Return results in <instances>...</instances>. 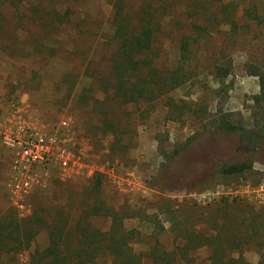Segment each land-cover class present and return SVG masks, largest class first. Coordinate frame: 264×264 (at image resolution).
<instances>
[{
  "label": "rangeland",
  "instance_id": "1",
  "mask_svg": "<svg viewBox=\"0 0 264 264\" xmlns=\"http://www.w3.org/2000/svg\"><path fill=\"white\" fill-rule=\"evenodd\" d=\"M224 1L237 6V30H224L226 34L213 36L204 50L196 52L190 80L172 93L180 102L175 119L166 121L165 110L158 107L134 134L122 138L119 148L97 122L100 115L82 106L86 81L80 79L69 88L75 79L68 75L67 55L47 62L51 54L46 44L34 46L40 43L37 33H45L39 36L44 41L51 37V28L35 27L33 15L27 19L21 15L24 10L30 15V9L39 5L51 9L70 5L72 20L82 30V17L95 26L106 24L108 0H0V210L27 216L35 196L51 198L60 184L64 187L60 195L65 192L61 203L66 205L86 197L88 204L102 203L118 213L125 205L140 209L139 219L125 222L128 229L147 235L135 241L136 251L153 241L173 249V233L161 229L169 230L174 223L173 232L216 233L217 261L233 257L257 264L264 252V0ZM38 11L44 12L40 7ZM23 21L35 33L32 37L22 32ZM169 54L172 61L175 57ZM220 63L229 73L216 80L214 67ZM62 123L69 168L55 164L40 168L30 189L16 192L20 177L1 135L26 128L53 133L62 130ZM230 127L233 130L226 129ZM244 162L250 166L241 174L220 173L222 167ZM182 170L187 176L179 174ZM97 175L102 179L99 195L83 197ZM14 193L25 203L24 210L12 202ZM45 244L46 235L40 232L31 250H42ZM209 254V248L202 247L190 258L176 260L212 264ZM0 264H30L29 252L2 255Z\"/></svg>",
  "mask_w": 264,
  "mask_h": 264
},
{
  "label": "trees",
  "instance_id": "2",
  "mask_svg": "<svg viewBox=\"0 0 264 264\" xmlns=\"http://www.w3.org/2000/svg\"><path fill=\"white\" fill-rule=\"evenodd\" d=\"M108 6L105 25L95 26L82 17V30L72 20L70 5L60 9L39 5L44 12L36 6L30 9V15L27 10L21 15L25 19L33 15L37 24L31 25L35 27L51 28L48 35L51 37L44 41L39 36L45 33H37L36 40L40 43L34 46L46 44L51 54L47 62L67 55L71 68L68 75L75 79L73 83L70 81L69 88L80 79L86 81L82 106L87 105L88 112L100 115L97 122L123 148L122 138L129 132L134 134L158 107L165 110L166 121L175 119L180 102L172 93L190 80L192 59L196 52L207 47L209 39L226 34V29L229 33L237 30V6L224 0H108ZM20 28L29 37L35 34L27 29L25 21ZM61 35L65 40H59ZM51 42L54 45H49ZM169 52L175 57L172 61ZM34 53L40 55V51ZM214 70L216 80L226 78L229 73L222 63ZM249 166L246 162L233 164L222 167L220 173L241 174ZM187 172L182 170L179 174ZM97 176L83 197L99 195L102 179ZM61 186L57 184L51 198L35 196L27 216L20 217L12 209L0 210V259L2 255L28 251L30 264H181L176 257L190 258L199 248L206 247L212 264H248L233 257L217 261L220 254L216 255L214 247L216 233L201 234L196 229L174 233V223L169 230L161 229L162 233H173V249L153 241L147 242L144 250L136 251L135 241L147 235L128 229L125 222L139 219L140 209L125 205L119 207L122 213H118L112 206L88 204L86 197L66 205L61 203L65 193L60 195L64 188ZM40 232L46 235L45 247L31 250ZM257 264H264V252Z\"/></svg>",
  "mask_w": 264,
  "mask_h": 264
},
{
  "label": "built area",
  "instance_id": "3",
  "mask_svg": "<svg viewBox=\"0 0 264 264\" xmlns=\"http://www.w3.org/2000/svg\"><path fill=\"white\" fill-rule=\"evenodd\" d=\"M62 130L46 133L34 128L12 130L1 135V143L10 152L12 169L20 177L15 191L26 193L30 189L31 178L35 171L51 164L61 169L69 168L70 155L67 151V136ZM14 191V192H15ZM20 194V193H19ZM12 202L19 210L25 209V203L13 194Z\"/></svg>",
  "mask_w": 264,
  "mask_h": 264
}]
</instances>
